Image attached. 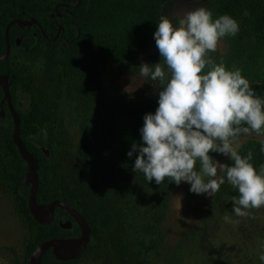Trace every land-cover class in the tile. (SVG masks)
I'll list each match as a JSON object with an SVG mask.
<instances>
[{
    "label": "trees",
    "instance_id": "16d2710c",
    "mask_svg": "<svg viewBox=\"0 0 264 264\" xmlns=\"http://www.w3.org/2000/svg\"><path fill=\"white\" fill-rule=\"evenodd\" d=\"M235 1L206 0V7L215 18L221 13L233 14ZM173 3L0 0V55L6 52L5 29L12 20L34 18L39 22L26 28L12 25L10 53L0 61V74L9 77L12 104L20 116V138L38 163L37 202L65 201L91 228L89 243L77 258L61 261L50 249L42 264H154L151 257L164 240L163 223L178 185L147 182L142 173L132 171L136 153L128 157L127 152L133 142H140L143 116L155 112L158 95L154 90L142 99L107 96L103 78L115 65L140 59L146 50L150 51L147 63L160 61L153 33L161 14L175 21L170 12ZM245 18L251 22L250 16ZM255 22L262 38L264 14ZM60 26L63 29L56 38ZM249 83L255 95L264 97V83ZM3 96L0 88V111L5 110L4 116L0 113V192L10 198L27 223L22 261L27 264L40 243L79 236L80 227L62 207L56 208L49 225L32 216L30 185L23 183L28 165L13 141L14 120L6 102L2 103ZM24 100L27 110L21 108ZM70 125L78 131L77 141ZM259 147V140H248L239 152L251 151L255 167L264 163ZM236 194L226 182L214 200L222 211L232 210L231 197ZM262 207L252 209L251 217H237L249 240L264 231L259 221ZM67 220L72 227L63 229L59 223ZM199 247L211 251L203 234Z\"/></svg>",
    "mask_w": 264,
    "mask_h": 264
},
{
    "label": "clouds",
    "instance_id": "9594fccd",
    "mask_svg": "<svg viewBox=\"0 0 264 264\" xmlns=\"http://www.w3.org/2000/svg\"><path fill=\"white\" fill-rule=\"evenodd\" d=\"M238 31L235 18H213L203 6L175 21L160 15L153 33L160 61L141 62L137 68L138 78L154 86L157 107L143 116L140 142L131 144L127 156L136 153L132 171L157 185L186 182L190 192L213 197L227 182L237 193L231 197L232 214L251 217L252 209L264 206V163L254 167L252 152L241 155L237 149L241 134L264 137V97L255 95L239 68L209 55L219 40ZM259 146L264 154V138ZM212 152L231 164L221 163ZM259 249L264 264V243Z\"/></svg>",
    "mask_w": 264,
    "mask_h": 264
},
{
    "label": "rangeland",
    "instance_id": "374dc122",
    "mask_svg": "<svg viewBox=\"0 0 264 264\" xmlns=\"http://www.w3.org/2000/svg\"><path fill=\"white\" fill-rule=\"evenodd\" d=\"M202 6L206 7V0H199V3L197 0H174L170 12L177 18L185 11ZM233 9V14H224L238 18V33L219 40L217 50L209 55L217 63L222 60L229 68H239L248 81L264 83V36L259 37L255 22L256 17L264 14V0H236ZM245 15L250 16L251 22L246 20ZM148 54L150 51L146 50L140 59L115 65L103 78L104 93L107 96L128 95L142 99L153 92L152 84L138 78L137 68L141 62L147 63ZM129 85L130 93L125 91ZM21 108L28 109L25 100ZM70 129L77 141L76 127L70 125ZM262 138L254 133L243 134L237 150L248 140ZM210 155L221 163L231 164L229 158L222 154L212 152ZM189 187L188 183L182 182L172 194L162 227L164 240L159 251L151 257L153 263L257 264L259 246L264 243V231L255 239L245 238L232 210L222 211L214 200L215 195L195 194L189 191ZM226 215L230 218L228 221L224 219ZM259 221L264 228V206ZM247 225L248 222H245L244 226ZM27 228L26 221L18 214L10 198L0 192V264H22ZM202 234L209 240L211 251L200 249Z\"/></svg>",
    "mask_w": 264,
    "mask_h": 264
},
{
    "label": "water",
    "instance_id": "95a60500",
    "mask_svg": "<svg viewBox=\"0 0 264 264\" xmlns=\"http://www.w3.org/2000/svg\"><path fill=\"white\" fill-rule=\"evenodd\" d=\"M50 16L54 17V14H51ZM14 24L19 25L21 28H26L30 27L33 24L39 25V22L34 18L29 20H12L5 29L6 52L3 55H0V61L6 59L10 53L9 31L11 26ZM62 29L63 28L60 26L56 38L58 37ZM0 88H2L4 92L2 103L6 102L7 107L14 120V128L12 133L13 141L17 146L22 158L27 162L28 165V171L24 176L23 183L25 185H30L28 207L32 216L38 223L49 225L54 220L56 208L62 207L63 209L68 211V213L80 227L79 236L68 238H52L40 243L29 256L27 264H42V258L44 254L50 249L52 250L53 255L58 260L69 261L75 259L87 247L91 236V228L84 217L65 201L54 200L46 204L37 202L36 195L39 186L38 163L35 156L28 151L20 138V116L12 104V98L9 91L8 76L0 74ZM0 113L2 116H4L5 110L2 109ZM46 155H49L48 150H46ZM59 224L63 229H69L72 227V222L69 220L65 222L60 221Z\"/></svg>",
    "mask_w": 264,
    "mask_h": 264
},
{
    "label": "flooded vegetation",
    "instance_id": "af4514ba",
    "mask_svg": "<svg viewBox=\"0 0 264 264\" xmlns=\"http://www.w3.org/2000/svg\"><path fill=\"white\" fill-rule=\"evenodd\" d=\"M68 221V220H67ZM70 221V220H69ZM65 222V221H64ZM80 235V234H79Z\"/></svg>",
    "mask_w": 264,
    "mask_h": 264
}]
</instances>
